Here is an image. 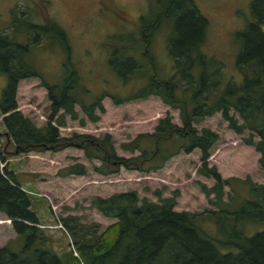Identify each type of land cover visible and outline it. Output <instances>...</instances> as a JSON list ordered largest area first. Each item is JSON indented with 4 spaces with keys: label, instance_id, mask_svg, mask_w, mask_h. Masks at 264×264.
<instances>
[{
    "label": "trees",
    "instance_id": "1",
    "mask_svg": "<svg viewBox=\"0 0 264 264\" xmlns=\"http://www.w3.org/2000/svg\"><path fill=\"white\" fill-rule=\"evenodd\" d=\"M151 1L150 12L139 16L138 36L131 39L119 35L115 46L110 43L107 63L124 80L143 74V64L154 67L147 50L155 30L166 24L171 72L165 78L156 77L154 71L147 73L145 82L125 95L101 92L87 97L88 90L79 84L77 72L68 60L66 34L52 18L45 15L40 23L25 21L30 42H18L0 31V72L6 78L0 100V135L6 139L0 143V212L14 230V236L0 245V264H264V182L252 181L248 176L222 177L213 164L207 163L216 132L193 125L219 111L233 131L249 129L243 140L258 151L257 161L264 170V0L250 1L251 19L234 33L239 43L234 63L241 79L224 82L219 79L221 63L201 51L207 19L194 1ZM36 41L55 42L66 52L58 83L45 81L25 59ZM131 42L143 43L144 48L137 51L130 47ZM26 77L38 78L46 90L49 112L41 125L16 108L15 88L18 80ZM150 94L176 108L180 123L173 122L168 114L158 117L151 130L139 131L118 143L128 155L116 152L108 132L99 136L77 131L59 134L58 126L65 123V115L76 118L75 103L86 119L95 121L98 112L104 110L100 101L103 95H109L117 104ZM230 109L238 114L240 122ZM253 135L257 138L253 139ZM7 141L14 153L80 148L85 158L99 161L91 165L99 174L114 173L120 166L142 172L156 170L172 155L197 148L199 164L195 171L213 181L210 185L199 180L196 183L213 208L176 210L173 195L151 200L138 197L134 189L93 195L90 205L114 220L98 231L95 224L82 223L74 214L61 217L75 253L70 249L57 253L37 226L40 222L31 207L34 189L23 186L8 167ZM86 171L82 162L75 161L60 167L57 174ZM220 247L232 250L221 252Z\"/></svg>",
    "mask_w": 264,
    "mask_h": 264
},
{
    "label": "rangeland",
    "instance_id": "2",
    "mask_svg": "<svg viewBox=\"0 0 264 264\" xmlns=\"http://www.w3.org/2000/svg\"><path fill=\"white\" fill-rule=\"evenodd\" d=\"M109 1L114 11L104 7L101 0H0V31L6 32L8 37L18 42H30L31 35L25 30V21L40 23L45 15L52 18L66 34L68 60L77 72L79 84L88 90L85 94L89 99L101 92L125 95L142 85L147 78L146 74L152 71L158 78L167 77L171 72L172 58L166 48V24L155 30L147 50L154 60V67L143 64L146 68L143 74L136 73L125 80L110 68L107 63L108 51L112 45H116L119 35L131 39L138 36L139 16L150 12L152 1ZM193 1L207 19L201 51L221 63L219 79H223V82L227 79L239 81L241 75L234 63L239 43L234 39V33L251 19V0ZM261 27L264 29V22ZM129 45L137 51L144 48L143 43L134 45L131 42ZM66 56L64 49L57 43L42 44L36 41L29 47L25 59L37 68L45 81L58 83L63 75ZM5 83V75L0 72V100ZM14 97L16 108L29 116L36 125L45 121L49 101L45 87L39 85L38 78L19 79ZM100 101L104 110L98 112L95 121L86 119L75 103L74 108L78 112L76 118L71 119L65 115V123L58 126L59 134L67 135L77 131L99 136L108 132L116 152L128 155V152L119 148L118 143L139 131L151 130L158 117L168 114L173 122L180 123L177 109L165 104L156 95L150 94L117 104L112 102L109 95H103ZM229 112L238 122L241 121L233 109ZM80 118L84 119L82 124ZM193 125L198 129L208 127L216 132L217 139L209 150L207 163L213 164L222 177L248 176L252 181L264 182V170L257 161L259 153L243 140L249 134V129L240 133L233 131L219 111L203 117ZM0 131H3L1 121ZM256 138L253 135V139ZM5 140L4 135H0V143L3 144ZM5 150L8 167L15 172L23 186L34 189L36 195L31 197V200H35L31 207L40 222L37 226L42 228L57 253L69 249L72 254L75 253L62 226L61 217L74 214L82 223L95 224L98 231L114 220L103 216L90 205L89 200L93 195L105 196L114 191L134 189L138 197L146 196L151 200H157L158 196L173 195V208L176 210L200 211L213 208L196 183L199 180L210 185L213 181L195 171L199 164L197 148L172 155L156 170L142 172L120 166L110 174L94 172L91 165L99 161L85 158L80 148L72 146L57 151L14 153L12 144L7 141ZM75 161L86 166L84 174H57L60 167ZM223 189L228 190V186H223ZM13 236L14 230L8 218L0 212V245ZM218 250L225 252L232 248L220 247Z\"/></svg>",
    "mask_w": 264,
    "mask_h": 264
},
{
    "label": "flooded vegetation",
    "instance_id": "3",
    "mask_svg": "<svg viewBox=\"0 0 264 264\" xmlns=\"http://www.w3.org/2000/svg\"><path fill=\"white\" fill-rule=\"evenodd\" d=\"M101 3L103 4L104 7H110L114 11L113 4L109 0H101Z\"/></svg>",
    "mask_w": 264,
    "mask_h": 264
},
{
    "label": "crops",
    "instance_id": "4",
    "mask_svg": "<svg viewBox=\"0 0 264 264\" xmlns=\"http://www.w3.org/2000/svg\"><path fill=\"white\" fill-rule=\"evenodd\" d=\"M21 79H23V78H21Z\"/></svg>",
    "mask_w": 264,
    "mask_h": 264
},
{
    "label": "water",
    "instance_id": "5",
    "mask_svg": "<svg viewBox=\"0 0 264 264\" xmlns=\"http://www.w3.org/2000/svg\"><path fill=\"white\" fill-rule=\"evenodd\" d=\"M9 220V219H8Z\"/></svg>",
    "mask_w": 264,
    "mask_h": 264
}]
</instances>
